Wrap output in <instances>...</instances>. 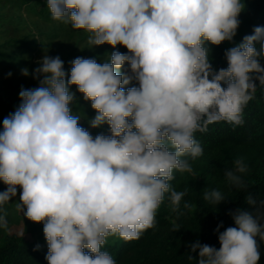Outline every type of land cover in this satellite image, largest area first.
Returning <instances> with one entry per match:
<instances>
[{
    "label": "clouds",
    "instance_id": "obj_1",
    "mask_svg": "<svg viewBox=\"0 0 264 264\" xmlns=\"http://www.w3.org/2000/svg\"><path fill=\"white\" fill-rule=\"evenodd\" d=\"M46 3L53 20L86 31L89 45H120L127 52L113 51L99 63L76 57L67 73L59 56L45 54L37 62L31 75L38 86L21 88L18 106L2 121L0 182L7 187L0 206L19 187L15 206L42 224L47 264H116L103 247L108 237L138 240L155 229L166 196L182 214L185 193L170 181L174 172L192 173L191 161L203 155L195 134L213 123H244V108L258 87L264 90V26L233 43L243 0ZM223 42L232 44L224 53L227 67L214 69L209 45ZM76 93L94 110L86 117L89 127L107 125L108 134L93 136L80 126ZM246 171L238 158L223 175L247 192ZM204 199L217 205L226 197L213 189ZM245 201L252 211L230 213L235 226L220 231L217 225L219 249L196 241L188 262L259 264L264 198L246 194ZM0 227H8L3 215Z\"/></svg>",
    "mask_w": 264,
    "mask_h": 264
},
{
    "label": "trees",
    "instance_id": "obj_2",
    "mask_svg": "<svg viewBox=\"0 0 264 264\" xmlns=\"http://www.w3.org/2000/svg\"><path fill=\"white\" fill-rule=\"evenodd\" d=\"M243 2L245 7L239 15L240 25L233 43L241 42L255 26H264V0ZM88 35L82 29H73L70 24L53 20L46 0H0V130L3 119L20 102V89L38 86L31 72L45 54L59 56L67 73L70 62L76 57L93 58L99 63L113 51L127 52L120 45L116 49L106 44L93 47L87 43ZM231 46L229 42L219 46L209 45L214 69L227 67L224 53ZM261 64L264 66V60ZM23 68L29 69L28 76L22 74ZM70 90L76 92L75 86ZM76 95L77 104L73 106V111L81 117L78 121L80 126L93 136L99 132L108 134L107 125L98 129L89 127L86 117L94 116V110L90 101H84L79 93ZM243 112L244 123L240 126L213 123L206 132L195 134L203 148V155L191 161L192 173L174 172V179L170 181L175 190L185 193L181 202L182 214L177 215L171 210L166 196L157 210L155 229L146 230L138 240L124 241L117 236L106 239L104 250L112 255L116 264H195V260H186L190 244L199 241L219 249L215 232L217 225L222 223L220 231L235 226L230 213L236 208L252 211L245 201L246 194L264 198V90L257 88L255 97ZM238 158L247 165L243 174L248 185L247 192L235 190L223 175L224 169L231 168ZM6 187L0 182V192ZM213 189L226 197L217 205L204 199V192ZM19 195L18 187L16 197L0 206V215L6 217L8 226L14 218ZM184 201L190 207L184 208ZM18 217L26 225L23 235L9 232L8 227H0V264H47V244L42 224L28 220L22 211ZM257 242L259 264H264V243ZM37 245L38 250H34ZM192 255L195 258L198 253Z\"/></svg>",
    "mask_w": 264,
    "mask_h": 264
},
{
    "label": "rangeland",
    "instance_id": "obj_3",
    "mask_svg": "<svg viewBox=\"0 0 264 264\" xmlns=\"http://www.w3.org/2000/svg\"><path fill=\"white\" fill-rule=\"evenodd\" d=\"M57 47L59 45H56ZM43 57V56H42ZM42 57L40 58V60L42 59ZM20 211L15 209L14 210V218L9 222V226H8V231H13L15 232L16 234H19V235H23L24 234V231H25V224H24V220L22 218L23 221H21L18 217V213Z\"/></svg>",
    "mask_w": 264,
    "mask_h": 264
}]
</instances>
